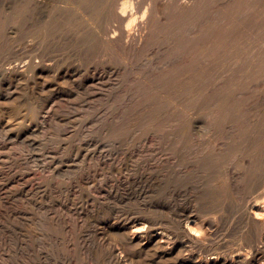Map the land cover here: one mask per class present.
I'll return each mask as SVG.
<instances>
[{
    "label": "rangeland",
    "instance_id": "1",
    "mask_svg": "<svg viewBox=\"0 0 264 264\" xmlns=\"http://www.w3.org/2000/svg\"><path fill=\"white\" fill-rule=\"evenodd\" d=\"M100 1L27 0L29 12L24 15L21 12V7L25 4L23 0H0V264H93L94 261L96 262L95 259L98 261L97 264L99 261V264H104L108 259L110 262L105 264H112L109 258L110 251L116 248L118 250L121 248L120 251L129 258V261L134 260L132 262H137L136 264L138 262L142 264L143 261V264L145 262V264H194L191 257L196 259L199 256H210L216 254L217 251L219 253L227 252L225 256L232 255L237 251V245L238 251L247 250L257 243L258 238V231L252 225V221L247 216L243 203H241L242 188L250 179L248 177L246 179V176L244 178V175L243 180L239 179L240 185L237 186L241 188L240 191L235 189L233 183L230 185L228 182L227 184L224 178H220L217 182L218 188L213 193L208 192L207 194L204 189L201 191L202 193H194L196 192L193 190L195 183L192 182L191 178H188L189 176L185 177L181 183L174 177L167 176V165H164L167 164L164 128L169 115H172V121L174 119L176 123L178 122L176 114H171V112L181 100V89L185 84L183 82L192 75L186 73L184 68H188L187 65H190L193 59H197L203 43L209 42L210 45L213 43L210 41L213 40L216 31H211L210 26L211 29L220 30L223 27H232L233 25V28L230 27L231 39L227 47L231 51H236L239 48V51H236L237 54L233 51V56L230 50L224 51L225 47H219L220 50L217 48L219 57H216L218 53L213 52L214 54L210 55L211 58L214 56L215 59L228 58L230 55V58L236 56L243 58L242 55L244 54H247L244 57L247 58L248 55H251L245 59L246 62H244V58L241 61L246 64L245 68H247L250 63L252 64L250 57L254 59L256 52L255 55L260 53L259 57H261L264 53V44H262L264 43L262 35L264 32V14L261 13L264 10L261 7L264 1L262 3L257 0L262 3L259 5L256 0H252V2L251 0H230V2L226 0H194L196 2L193 4L181 7L184 9V13H182V9L170 6L169 10L166 11L167 9L163 7L160 0H140L146 1L145 3L151 2L153 7H158L155 8L160 13L156 14V17L154 16L158 23L154 22L153 17L150 22L151 26L148 25L147 27L149 30L146 33V38L148 36L149 47L129 53L121 52L122 50L107 45L99 37L100 29L106 25V15L99 11L105 0ZM108 1L117 4L123 0ZM210 1L213 2L210 3ZM157 2L160 3L157 4ZM204 6L205 8H203ZM256 6L259 7L256 8ZM239 7L241 13L237 17L235 15ZM248 8L249 11H247ZM250 8L254 10L251 11ZM214 9L215 11H213ZM178 10L181 12L180 14ZM173 11L177 12L175 15L177 14L179 18L177 15H173ZM260 13L263 14V18L259 15ZM252 14L258 15L262 20L259 21L260 19ZM234 16L235 18H233ZM170 17L171 19H169ZM248 18L256 22L252 23L251 19L248 20ZM173 19L175 21H172ZM179 19H182V23L179 22ZM222 19L225 21L223 22ZM233 20L236 21L233 22ZM249 21L257 28L252 27ZM220 22L223 27H221ZM240 25L244 26L241 27ZM203 26L208 27L209 30ZM239 26L244 33L239 29ZM191 27L195 29L204 28L201 33L206 31L209 34L208 38L205 33L202 38L200 33L196 36L188 35V30ZM247 28H251L249 31L255 36L247 32L245 30ZM236 29L242 34L240 32L238 34ZM234 30L235 33H233ZM181 32H184L185 36L182 37L184 33ZM243 34L246 36L244 35V37ZM248 34L252 35L254 39ZM239 36L241 38L243 36L242 40ZM191 37L195 38L196 42ZM232 37L235 40L237 38L236 42ZM188 38L192 39L191 42L194 45L187 42ZM209 38H211L210 41H208ZM256 39L263 41L260 40L258 43ZM247 41L250 43L248 44ZM153 43L156 44L153 45ZM242 43L246 45H242ZM260 44L263 46L261 45V47ZM234 46L235 49H232ZM192 48L199 49L192 51ZM188 49L190 51H185ZM210 56L202 54L200 57L203 59L199 56L198 59L204 60L205 57ZM211 58L210 60H212ZM260 60L264 62V54ZM262 61L260 66L263 70L261 71L260 66H258L259 70L256 68L245 73L247 77L243 74H237L238 76L234 75V77L225 76L222 80L229 78L225 79V82L229 86L232 85V90L230 87L229 89L233 92L228 89L227 95L235 94L230 96L231 105L233 106L234 103L233 108L230 105L232 110L228 109L231 112L229 113L230 121H233L232 124H234L237 121L235 118L243 115H245L243 117L245 121L259 117V119L252 121L261 129L255 126L252 121V123H246H249L250 128L253 127L254 129L253 131L250 130L249 134L255 135L261 132V136L258 134L257 139L260 137L258 140L262 141L261 144L264 145V122H262L264 119V111H262L264 110L262 107L264 106V77L259 76L262 71L261 74L264 75V63ZM22 63L26 64L24 67L26 69L23 71L19 67L22 66ZM185 63L187 64L185 65ZM18 64L19 66H17ZM240 65L242 64L240 63ZM175 66L176 68H174ZM170 68L172 69L170 70ZM175 69L177 71L174 73L173 70ZM173 73L174 75H172ZM253 74L258 75L259 78ZM248 76L253 77L249 78ZM261 77L263 83L260 82ZM166 79L168 80L167 84H165ZM178 80L182 82L178 84ZM242 81L245 84H252L253 81L252 85H246V87H250L248 89L250 92L244 91L247 88L245 89ZM187 82L189 83L191 80ZM191 86L190 84L189 87ZM239 87L241 90L244 88L243 92L240 91ZM255 90L259 93L256 94ZM237 98L239 100H236ZM232 99L234 100L232 101ZM258 100L262 102L259 103ZM235 101L239 102L235 104ZM245 106L246 108H244ZM236 107H240V112H242L235 111ZM252 113L254 114L252 115ZM258 140L253 143L252 147H249V151L245 155H250L249 157L252 158L256 154V145L260 144ZM113 144L115 148H112ZM234 160L233 163L238 162ZM175 168L176 163L174 162L170 169ZM170 179L171 184L169 186L168 181ZM244 182L246 184L243 185ZM250 183L248 182V185ZM16 186L20 188L17 189ZM171 186L173 188L168 189ZM6 188L7 190H4ZM219 188L221 189L219 190ZM259 188L254 190L256 191L255 195L253 191L254 198L251 196L252 200L255 197L261 199L259 193L262 188ZM169 193L171 194L169 195ZM217 196L218 199H216ZM192 197L193 200H191ZM186 200L187 202H185ZM234 200L241 204L235 205L237 201ZM223 201L226 202L224 207L227 206V208L225 209ZM176 203H179V206ZM228 207H233V209ZM200 209L202 211L208 209L207 212L201 213L202 216H212L213 218L215 216L216 218H214L215 221L212 219L215 224H212L211 233L208 235L210 238L208 237L209 240L205 242L206 245H203L204 249L203 246L194 247L189 244L188 246L192 248H188L189 252L185 250L180 253L178 249L167 252L155 243L151 244L152 247H145L131 242L130 232L133 227L142 224L147 225L148 227H145L149 228L153 232L152 234L173 230L177 232L178 223L176 220L181 214L191 212V210L199 212ZM215 210L217 211L215 212ZM224 215H228L226 219H224ZM221 217L223 220L219 219ZM243 217H245L244 220ZM216 225L218 228H215ZM101 231L103 232L100 233ZM125 236H128V239ZM255 237L256 240L254 241ZM109 242L110 246L108 245ZM242 242H244L243 245ZM101 243L102 245H99ZM261 244L263 250H260L261 257L257 260L264 262V242ZM239 245L241 246L239 247ZM157 249L158 252H156ZM95 251L99 252V257H102L95 256L97 254ZM106 251L109 253L107 254ZM186 252H191L194 255L185 254ZM177 255H181V258H178ZM259 261L258 264L263 263Z\"/></svg>",
    "mask_w": 264,
    "mask_h": 264
},
{
    "label": "bare ground",
    "instance_id": "2",
    "mask_svg": "<svg viewBox=\"0 0 264 264\" xmlns=\"http://www.w3.org/2000/svg\"><path fill=\"white\" fill-rule=\"evenodd\" d=\"M24 2H25V4L21 7V12L25 15V14H28V12H29V5H28V2H27V0H23ZM34 1V0H33ZM102 1V0H101ZM100 1V2H101ZM118 1V0H117ZM148 1V0H147ZM206 1H208V0H206ZM226 1H229L230 2V0H226ZM243 1H245V0H243ZM248 1H250V0H248ZM257 1V0H256ZM262 3H263V1L264 0H260ZM146 1H140V0H138V1H134V0H123L121 3L119 2V3H117V4H112V3H114V2H112V3H109V1L108 0H105L104 2H103V4H102V6H101V10H99L100 12L102 11V13H104L105 15H106V25L103 27V28H101L100 29V32H99V37L107 44V45H109V46H114V47H116V48H118V49H120V50H122L121 52H132V51H140V50H144V49H147V46H148V43H149V41L147 40L148 39V36H147V38H146V33H148V30L149 29H147V27H148V25L149 26H151L150 25V22H151V20H153L152 18L155 16L156 17V14H159L160 12H159V10L158 9H156V8H158V7H153V4L150 2V3H145ZM153 2V1H152ZM160 2L163 4V7H165L167 10L166 11H168L169 9V6L170 7H174V8H176V9H182L181 7H187V6H189V4H193V2H196V1H194V0H160ZM160 2H157V4L158 3H160ZM211 2H213V1H210V3ZM251 2H252V0H251ZM258 2V1H257ZM257 2H255V3H257ZM156 3V1L154 2V4ZM207 3V2H206ZM240 3V2H239ZM243 3H245V2H243ZM250 3V2H249ZM259 3V5L260 4H262V3H260V2H258ZM156 4V5H157ZM213 4V3H212ZM246 4H247V2H246ZM264 4V3H263ZM263 4H262V9L264 8V6H263ZM205 5V4H204ZM225 5V4H224ZM230 5H231V3H230ZM255 5V4H254ZM253 5V6H254ZM241 6H243V5H241ZM244 6H246V5H244ZM98 7V6H97ZM161 7H162V5H161ZM207 7H208V4H207ZM206 7V8H207ZM219 7V6H218ZM222 7V6H221ZM226 7V6H225ZM227 7H228V5H227ZM248 7H249V5H248ZM257 7H259V6H256V8ZM164 8V9H165ZM173 8V9H174ZM203 8H205V6L203 7ZM233 8V7H232ZM253 8H255V7H253ZM97 9V8H96ZM154 9V10H153ZM172 9V8H171ZM219 9V8H218ZM236 9V8H235ZM241 9H242V7H241ZM245 9H247L246 7H245ZM245 9H243V10H245ZM251 9V8H250ZM261 9V10H262ZM183 10L184 9H182V13H184L183 12ZM186 10V9H185ZM212 10V9H211ZM221 10V9H220ZM223 10H226V9H223ZM239 10H240V7H239ZM238 10V12H237V14L235 15V16H239L240 14L239 13H241V10L239 11ZM254 10V9H253ZM252 9H251V11H253ZM260 10V9H259ZM260 10V11H261ZM95 11V10H94ZM98 11V10H97ZM99 11L97 12V13H99ZM202 11V10H201ZM203 11H205V10H203ZM213 11H215V9L213 10ZM247 11H249V8H248V10ZM257 11H258V9H257ZM259 11V12H260ZM264 11V10H263ZM261 12V13H263L264 14V12ZM162 12H165L164 10H162ZM171 12V11H170ZM178 12H179V10H178ZM225 12V11H224ZM227 12H229V11H227ZM92 13V12H91ZM173 13V15H175V13H177V12H172ZM181 12H179V14H180ZM204 14H205V12H203ZM221 13H222V11H221ZM230 13H233V12H230ZM242 13H243V11H242ZM253 13V12H252ZM261 13L259 14V15H261ZM96 14V13H95ZM163 14H165V13H163ZM247 14H249V13H247ZM258 14V13H257ZM262 14V15H263ZM177 15V14H176ZM175 15V16H176ZM201 15V14H200ZM218 15V14H217ZM220 15V14H219ZM218 15V16H219ZM242 15V14H241ZM243 15H244V13H243ZM253 16H255L256 14H252ZM261 15V16H262ZM159 16V15H158ZM175 16H174V18H175ZM179 16H182V15H179ZM209 16V15H208ZM214 16V15H213ZM213 16H211L212 17V19H213ZM227 16H229V15H227ZM226 16V17H227ZM233 16V15H232ZM235 16L233 17V18H235ZM246 16V15H245ZM244 16V17H245ZM252 16V17H253ZM264 16V15H263ZM263 16H262V18H263ZM91 17V16H90ZM93 17V16H92ZM155 17H154V22L157 20V18L155 19ZM169 17V16H168ZM205 17V16H204ZM224 17V16H223ZM231 17V16H230ZM251 17V18H252ZM255 17H257V18H259V16L258 15H256ZM22 18V17H21ZM159 18V17H158ZM177 18H179L178 17V15H177ZM214 18H216V17H214ZM232 18V19H233ZM241 18H242V16H241ZM250 18V19H251ZM254 18V17H253ZM261 18V17H260ZM259 18V19H260ZM23 19V18H22ZM92 19V18H91ZM169 19H171V17L169 18ZM176 19V18H175ZM237 19V18H236ZM245 19H247V18H245ZM249 18H248V20H250ZM180 21V23H182L181 22V20L182 19H179ZM205 20V19H204ZM214 20V19H213ZM228 21H230L229 19H227ZM247 20V21H248ZM253 19H251L250 21H252ZM262 19H260L259 21H261ZM170 21V20H169ZM172 21H175L174 19L172 20ZM177 21V20H176ZM216 21H218V20H216ZM222 21H223V19H222ZM225 21V20H224ZM223 21V22H224ZM236 21V20H235ZM234 20H233V22H235ZM239 21V20H238ZM242 21H243V19H242ZM250 21H249V23H250ZM157 22V21H156ZM178 22V21H177ZM203 22V21H202ZM206 22V21H205ZM240 22V21H239ZM238 22V23H239ZM256 21H252V23H255ZM258 22V21H257ZM91 23V22H90ZM158 23V22H157ZM160 23V22H159ZM176 23V22H175ZM221 23V22H220ZM252 23H250V24H252ZM200 24H201V22H200ZM210 24V23H209ZM209 24H207V25H209ZM212 24V23H211ZM210 24V25H211ZM216 24V23H215ZM237 24V23H236ZM245 24V23H244ZM247 24V23H246ZM249 24V25H250ZM258 24H260L259 22H258ZM257 24V25H258ZM91 25V24H90ZM152 25H153V22H152ZM155 25H157V24H155ZM173 25H175V24H173ZM180 25V24H179ZM203 25V24H202ZM206 25V26H207ZM221 25V27H223L222 26V23L220 24ZM224 25H225V23H224ZM228 25H232V24H228ZM239 25V24H238ZM254 24H252V27H256L257 28V26H253ZM158 26V25H157ZM214 26H216V25H214ZM227 26V25H226ZM235 26V25H234ZM241 27H243L242 25H240ZM240 26H239V29H241L240 28ZM248 26V25H247ZM263 26H264V22H263ZM155 27V26H154ZM167 27V26H166ZM199 27V26H198ZM200 27H202V26H200ZM204 28H205V26H203ZM219 27V26H218ZM229 27V28H228ZM228 27H223L222 29H218V30H214V29H211V26H210V30L212 31L213 30V32L214 31H216V33L214 34V38H213V40H211V38H209V40L208 41H210V42H213L211 45L209 44V42H207V43H203L202 44V47L200 48L201 49V51H200V55H198L199 57L203 54V55H208V56H210L211 54H214V53H218V51L220 50V48H222V47H225V50L224 51H228V50H230V52H232V54H233V56H234V53H236L237 54V52L236 51H239V48L236 50V51H234V53H233V51H231V49H229L227 46L229 45L228 43H229V40L231 39L230 38V27L231 26H228ZM262 27V26H261ZM261 27H259V28H261ZM203 28V29H204ZM208 27H206L205 29H207ZM216 28V27H215ZM231 28H233V25H232V27ZM246 28V27H245ZM255 28V29H256ZM147 29V30H146ZM169 29H172L171 27H169ZM203 29H201V28H190L189 30H188V35H192V36H196V34H198V33H200L201 34V38L203 37L202 35L205 33V34H207L206 33V31L202 34L201 32L203 31ZM238 29V30H239ZM251 28H247V29H245L247 32H249L250 33V30ZM255 29H253L254 31L253 32H255ZM208 30H209V28H208ZM207 30V31H208ZM233 30V29H232ZM242 30V29H241ZM244 30V31H245ZM262 30V29H261ZM160 31H161V29H160ZM245 31V32H246ZM209 32V31H208ZM236 32L239 34V32L240 31H237V29H236ZM251 32H252V30H251ZM258 32H260V31H258ZM155 33V32H154ZM182 33V32H181ZM184 33V32H183ZM182 33V34H183ZM210 33V32H209ZM232 33V32H231ZM233 33H235V30L233 31ZM242 33H244L243 32V30H242ZM241 32H240V34H242ZM153 34V33H152ZM151 34V35H152ZM187 34V33H186ZM237 34V35H238ZM250 34H253V36H255V34L254 33H250ZM250 34H248V35H250ZM256 34H258V33H256ZM181 35V34H180ZM199 35V34H198ZM245 34H243V36H244ZM263 38H264V32H263ZM261 35V36H262ZM154 36V35H153ZM183 36H185V33H184V35H182V37ZM187 36V35H186ZM204 36H206V35H204ZM208 36H209V34H207V38H208ZM236 36V35H235ZM243 36H242V38H243ZM246 36V35H245ZM244 36V37H245ZM250 36H252V35H250ZM250 36H248V37H250ZM252 36V37H253ZM260 36V35H259ZM260 36V37H261ZM155 37H156V35H155ZM182 37H180V38H182ZM240 38H241V36H239ZM238 37V38H239ZM259 37V38H260ZM151 38V37H150ZM192 38V37H191ZM239 38V39H240ZM242 38L240 39V40H242ZM256 38H258V37H256ZM157 39V38H156ZM155 39V40H156ZM189 39V38H188ZM193 39V38H192ZM191 39V40H192ZM200 39V38H199ZM206 39V38H205ZM232 39H233V37H232ZM238 39V40H239ZM246 39V38H245ZM253 39H254V37H253ZM150 40V39H149ZM154 40V41H155ZM191 40L189 39V40H187V42H191ZM195 42H196V39L194 38L193 39ZM233 40H235V39H233ZM236 40H237V38H236ZM236 40H235V42H236ZM257 41H258V43H259V41L261 40H258V39H256ZM264 40V39H263ZM263 40H261V41H263ZM181 41V40H180ZM251 41V40H250ZM185 42V41H184ZM197 42H198V39H197ZM231 42H233L234 43V41H232L231 40ZM230 42V43H231ZM150 43H152V42H150ZM193 42H191V44H192ZM239 43V42H238ZM247 43H248V41H247ZM250 43V42H249ZM248 43V44H249ZM253 43H255V41H253ZM261 43V42H260ZM154 44H156V43H153V45ZM187 44V43H186ZM195 44H198V43H195ZM236 44V43H235ZM235 44H233V45H235ZM246 45L245 43H242V45ZM252 44V43H251ZM256 44H257V42H256ZM262 44H264V43H262ZM262 44H260V46L262 45ZM193 45H194V43H193ZM210 45V46H209ZM259 45V44H258ZM152 46V45H151ZM185 46V45H184ZM189 46H190V44H189ZM189 46H186L187 48L189 47ZM198 47H199V45H197ZM238 46V45H237ZM241 46V45H240ZM263 46V45H262ZM261 46V47H262ZM149 47V46H148ZM183 47V46H182ZM193 47V46H192ZM220 47V48H219ZM251 47V46H250ZM255 47V46H254ZM184 49H186L185 47H183ZM217 48H219V50L217 49ZM231 48V47H230ZM247 48V47H246ZM246 48H244V49H246ZM252 48V47H251ZM109 49V48H108ZM180 49V48H179ZM193 49V48H192ZM194 49H199V48H194ZM194 49L192 50V51H194ZM217 49V50H216ZM228 49V50H227ZM232 49H235V46L234 47H232ZM241 49H243V48H241ZM240 49V50H241ZM248 49V48H247ZM246 49V50H247ZM180 50H182V49H180ZM222 50V49H221ZM245 50V51H246ZM252 50V49H251ZM255 50V49H254ZM259 50H261L260 48H259ZM263 50V49H262ZM109 51V50H108ZM114 51V50H113ZM185 51H190L189 49L188 50H185ZM197 51V50H196ZM195 51V52H196ZM217 51V52H216ZM223 51V52H224ZM258 51V50H257ZM214 52V53H213ZM242 52V51H241ZM240 52V53H241ZM243 52H244V50H243ZM250 52V51H249ZM252 52V51H251ZM259 52V51H258ZM190 54H191V52H189ZM197 53V52H196ZM222 53V52H221ZM220 53V54H221ZM224 53H226L227 54V52H224ZM239 53V55H241ZM246 53V52H245ZM257 53V52H256ZM255 53V54H256ZM127 54V53H126ZM197 54H199V53H197ZM226 54L224 55V56H226ZM250 54V53H249ZM252 54V53H251ZM254 54V59L253 58H251L250 57V59H252V64L250 63V65H248V67L247 68H245L246 67V64H243V62H241V61H243L242 59L247 55V54H244V55H242V56H244L243 58H239L238 56H236V57H233V58H230L231 57V55H230V57H226V58H224V57H222L221 55H220V57H222V58H211V56L210 57H208V58H206L205 57V59L204 60H199L198 59V56H197V61L195 60V59H193L192 57H191V59H193V61L191 62V64L190 65H187V67L188 68H184V71L186 72V73H191L192 75L191 76H189L186 80H185V82H183V86H182V88L183 89H181V91H182V97H181V100H180V102L179 103H177V107L171 112V114H176V117L178 118V122L176 123L175 121H174V119H173V121L176 123L175 125H174V122L172 121V118L173 117H171L170 115L167 117V120L165 121L166 122V124L163 122V124H165V132H164V138H165V143L164 144H166V150H167V154H165L166 156V158H167V164H164V165H167V176L169 175V177L170 178H173L174 177V179L175 180H177V181H179L180 183H181V181L185 178V177H187V176H189L188 178H191L193 181V183H195L194 184V186H193V190L194 191H196V192H194V193H199V192H201L203 189H204V191H205V193H207L208 194V192L210 193V192H214L217 188H218V184H217V182H218V180L220 179V178H224L227 182V184H228V182H229V184L231 185L232 183L235 185V189H237V191H240L241 190V188L239 187V186H237L240 182V178H241V180H243L244 178H245V176H246V179H250V181H248V182H251L249 185H248V182H247V184L244 182L243 183V185L244 184H246L242 189V202L241 203H243V207L245 208L244 210H246V214H247V216L251 219V221H252V225L255 227V229H257V233H258V238H257V243L255 244V245H252V246H250L249 244V242H247V243H249L248 245L250 246L247 250H239L238 251V245H237V251L234 253V254H232V255H227V256H225L226 254L225 253H227V252H225V253H223V251L221 252V253H223L224 254V256H223V254L221 255V253H219L218 251H217V253L216 254H214V255H210V256H199V257H197L196 259L195 258H193V257H191V260H192V262L194 263V264H247V263H249V264H258L257 262L259 261V260H257V259H259V257H261V255H260V252L263 250V249H261V243H263L264 242V145H263V143L261 144V142L262 141H259L260 140V137L257 139V137H258V134H260V136H261V132L260 133H256V132H254V133H256L255 135H251V134H249V132H250V130H254L253 129V127H251L250 128V125H249V123L252 121V120H254V119H252V120H250V121H245V120H243L244 118V116L245 115H243V116H240L239 117V115H238V117L239 118H235V117H233V118H235L237 121L234 123V124H232L233 123V121H230V116H229V113H231L230 112V110H232V109H230L231 107H230V105H231V95H235V94H231L230 96L229 95H227V93L229 92L228 91V89H229V87H230V89H231V86L232 85H230L229 86V84H227V82H225V79L224 80H222L225 76H232V77H234V75H237V74H243V76L245 75V73H249L250 71H252L253 69H256V68H258V70L260 69V71L261 70H263V68H262V66H260V64H261V61L262 60H260L261 58H262V55L264 54V53H262V55H261V57H259L260 55V53L259 54H257V55H255ZM180 55V54H179ZM182 55H184V54H182ZM186 55H188V54H186ZM191 55H193V54H191ZM190 55V56H191ZM194 55H196V54H194ZM218 56H216V57H219V53L217 54ZM189 56V55H188ZM188 56H186L187 58H188ZM249 56H251V55H248V57ZM253 56V55H252ZM193 57H195L196 58V56H193ZM247 57V58H248ZM200 58H202V57H200ZM210 58L212 59V60H210ZM247 58H244V62H246L245 61V59H247ZM182 59V58H181ZM203 59V58H202ZM249 59V60H250ZM196 61V62H195ZM248 61V60H247ZM251 61V60H250ZM25 62H28V61H25ZM190 62V61H189ZM188 62V63H189ZM195 62V63H194ZM263 62V61H262ZM197 63V64H196ZM240 63L242 64V65H240ZM264 63V62H263ZM183 64V63H182ZM187 63H185V65H186ZM196 64V65H195ZM248 64V63H247ZM25 65L26 64H23L22 63V66H19V64L17 65V66H19V67H21V69H22V71L24 70V69H26V68H24L25 67ZM195 65V66H194ZM178 66V65H177ZM181 66H183V65H181ZM258 66H260V68L258 67ZM184 67V66H183ZM263 67H264V65H263ZM174 68H176V66L174 67ZM178 68V67H177ZM172 68H170V70H171ZM169 71V70H168ZM174 71V73H175V71H177L176 69L175 70H173ZM172 71V72H173ZM113 72V71H112ZM171 72V73H172ZM182 72V71H181ZM256 72H257V70H256ZM263 72V71H262ZM262 72H260V75L259 76H262V77H264V75L263 74H261ZM114 73V72H113ZM174 73L172 74V75H174ZM259 73V72H258ZM166 74V73H165ZM176 74H177V72H176ZM184 74V73H183ZM187 74V75H188ZM252 74V73H251ZM190 75V74H189ZM253 75H255V74H253ZM176 76V75H175ZM179 76V75H178ZM177 76V77H178ZM238 76V75H237ZM236 76V77H237ZM246 77H247V74L245 75ZM256 76V75H255ZM258 76V75H257ZM256 76V77H257ZM259 76H258V78H259ZM110 77V76H109ZM164 77V76H163ZM167 77H168V75H167ZM249 78L250 77H253V76H248ZM256 77H254V78H256ZM262 77L260 78L261 79V81L260 82H262ZM165 78V77H164ZM163 78V79H164ZM183 78H184V76H183ZM183 78H181V79H183ZM239 78V77H238ZM245 78V77H244ZM104 79V78H103ZM227 79H229V78H227ZM226 79V80H227ZM231 79V78H230ZM165 80V79H164ZM163 80V81H164ZM167 80V79H166ZM172 80V79H171ZM180 80V79H179ZM178 80V81H179ZM191 80V82H187V81H190ZM234 80V79H233ZM236 80V79H235ZM247 80V79H246ZM255 80H259V79H255ZM244 81V80H243ZM242 81V83H244V82H247V81H244L243 82ZM161 82V81H160ZM167 82H168V80L167 81H165V84H167ZM182 82V81H181ZM180 81H179V83L178 84H180L181 83ZM229 82H231V80H229ZM233 82H235V81H233ZM232 82V83H233ZM239 82V81H238ZM263 82H264V79H263ZM262 82V83H263ZM188 83V84H187ZM248 83V82H247ZM250 83V82H249ZM252 84H253V81L251 82ZM257 83V82H256ZM261 83V84H262ZM174 84V83H173ZM176 84V83H175ZM174 84V85H175ZM192 85L191 87H189V85ZM231 84V83H230ZM235 84V83H234ZM252 84H245L244 83V86H245V89L247 88V90H244V91H247V92H250L248 89L250 88H248V87H246V85L248 86H250V85H252ZM255 84V83H254ZM258 84H259V82H258ZM260 84V85H261ZM240 85H241V82H240ZM264 85V84H263ZM158 86H160V85H158ZM161 86H162V84H161ZM181 86V85H180ZM238 86V85H237ZM255 86H256V84H255ZM258 86V85H257ZM153 87V86H152ZM156 87V86H155ZM169 87V86H168ZM176 87V86H175ZM236 87V86H235ZM170 88H172L171 87V85H170ZM174 88V87H173ZM233 89H234V87H232ZM253 88V87H252ZM264 88V87H263ZM178 89H180V88H178ZM229 89V90H230ZM239 89H240V87H239ZM244 89V88H243ZM242 89V90H243ZM232 90V89H231ZM230 90V92H233V91H231ZM241 89H240V91H242ZM262 90V89H261ZM260 90V91H261ZM161 91V90H160ZM256 91V90H255ZM162 92V91H161ZM238 92V91H237ZM243 92V91H242ZM262 92V91H261ZM159 93V92H158ZM236 93V92H235ZM257 93H259V91L257 92L256 91V94ZM230 94V93H229ZM239 94V93H238ZM243 94V93H242ZM255 94V93H254ZM254 94H253V96H254ZM180 95V96H181ZM237 95V94H236ZM261 95V94H260ZM264 96V95H263ZM239 97H243V96H239ZM254 97H256V96H254ZM259 97V96H258ZM261 97V96H260ZM245 98V97H244ZM253 98V97H252ZM150 99H152V98H150ZM180 99V98H179ZM178 99V100H179ZM235 99V98H234ZM234 99H232V101L234 100ZM236 100H239L238 98L236 99ZM261 100H262V98H261ZM242 101V100H241ZM246 101V100H245ZM248 101V100H247ZM256 101H257V99H256ZM237 102H239V101H237ZM236 101H235V104L237 103ZM243 102V101H242ZM258 102H259V100H258ZM260 102H262V101H260ZM259 102V103H260ZM241 103V102H240ZM239 103V104H240ZM247 103V102H246ZM259 103H258V105H259ZM179 104V105H178ZM242 104V103H241ZM257 105V106H258ZM264 105V104H263ZM232 106V105H231ZM233 106H234V103H233ZM233 106H232V108H233ZM237 106V105H236ZM255 106V105H254ZM229 107V108H228ZM262 107H264V106H262ZM235 108V107H234ZM237 109L235 110V111H238V112H240V107H236ZM244 108H246V106L244 107ZM251 108H252V106H251ZM255 108V107H254ZM228 109H230V110H228ZM260 109V108H259ZM258 109V110H259ZM248 110V109H247ZM257 110V109H256ZM262 110V109H261ZM229 111V112H228ZM262 111H264V110H262ZM242 112V111H241ZM240 112V113H241ZM254 112H255V110H254ZM257 112V111H256ZM261 112V111H260ZM168 114H169V112H167ZM167 113H166V115H167ZM245 113H246V111H245ZM174 114V115H175ZM205 114V115H204ZM236 114H238V113H236ZM235 114V115H236ZM254 113H252V115H253ZM259 115H260V113H258ZM263 114H264V112H263ZM241 115V114H240ZM247 115V114H246ZM263 116V115H262ZM261 116V117H262ZM237 117V116H236ZM246 117H249V116H246ZM245 117V119H247ZM250 118V117H249ZM251 119V118H250ZM256 119H259V117L257 118L256 117ZM255 119V120H256ZM175 120H177V119H175ZM232 120V119H231ZM248 120V119H247ZM254 120V121H255ZM258 121V120H257ZM262 121V120H261ZM246 122H249V123H246ZM253 122V121H252ZM251 122V123H252ZM262 122H264V119H263V121ZM254 123V122H253ZM249 126H248V125ZM258 124V123H257ZM260 124V123H259ZM262 124V123H261ZM260 124V125H261ZM152 125V124H151ZM253 125V124H252ZM254 125H255V123H254ZM255 126H258L259 127V125H255ZM154 127V126H153ZM161 127H163V126H161ZM262 127V126H261ZM256 128V127H255ZM260 128V127H259ZM156 129H157V127H156ZM162 129V128H161ZM261 129V128H260ZM264 129V128H263ZM154 130H155V128H154ZM160 130V129H159ZM158 130V131H159ZM257 130V129H256ZM255 130V131H256ZM260 131V130H259ZM262 131V130H261ZM263 132H264V130H263ZM262 132V133H263ZM252 133V132H251ZM264 134V133H263ZM262 134V135H263ZM163 135V134H162ZM263 137V136H262ZM261 137V138H262ZM259 141V143L260 144H258V145H256L257 146V152H256V154H254V156L252 157V158H250L249 156L250 155H245L246 153H248L247 151H249V147H252V145H253V143H255L256 141ZM263 140V139H262ZM264 141V140H263ZM104 142V141H103ZM110 142V141H109ZM113 143V142H112ZM101 144V143H100ZM99 144V145H100ZM107 144V143H106ZM110 144H111V142H110ZM257 144V143H256ZM98 145V144H97ZM114 145V144H113ZM255 145V144H254ZM103 146V145H102ZM105 146V145H104ZM108 146V145H107ZM103 148H105V147H103ZM102 148V149H103ZM108 148H109V146H108ZM112 148H115V145L112 147ZM253 148H255V146H253ZM105 150V149H104ZM109 150V149H108ZM164 151H165V149H164ZM251 151H252V149H251ZM2 152V151H1ZM88 152V151H87ZM86 152V153H87ZM112 152V151H111ZM116 152V151H115ZM114 152V153H115ZM254 152V151H253ZM81 153V152H80ZM89 153V152H88ZM108 153V152H107ZM1 155V154H0ZM103 156V155H102ZM113 156V155H112ZM108 157V156H107ZM111 157V156H110ZM115 157V156H114ZM113 157V158H114ZM117 157V156H116ZM104 159H105V157H103ZM235 159V160H234ZM1 160V159H0ZM238 161L237 163H233L232 161ZM105 161V160H104ZM114 161V160H113ZM106 162V161H105ZM176 163V168L175 169H170L171 167H172V163ZM110 164H112L111 162H110ZM174 165V164H173ZM107 166H108V164H107ZM105 167V166H104ZM107 169V168H106ZM165 170H166V167H165ZM166 173V172H165ZM165 173H164V175H165ZM243 175H244V178H243ZM248 177V178H247ZM165 178V177H164ZM223 179V180H224ZM220 182V181H219ZM243 182V181H242ZM223 183V182H222ZM170 184H171V179L168 181V185L170 186ZM184 184V183H183ZM190 184V183H189ZM189 184H188V186H189ZM167 185V184H166ZM167 185V186H168ZM233 185V186H234ZM240 185V184H239ZM164 186H165V184H164ZM173 186V185H172ZM168 187V189L169 188H173V187ZM178 186V185H177ZM227 186V185H226ZM3 187V186H2ZM166 187V186H165ZM179 187V186H178ZM187 186L185 185V188H186ZM259 188V187H261L262 188V191H260V197H261V199H263V201H260L261 199H259V198H256L255 197V199H257V200H252L254 197H253V195H252V193H253V191L256 189V188ZM9 188V187H8ZM13 188H15V187H13ZM16 188L17 189H19L20 187H17L16 186ZM184 188V187H183ZM185 188H184V190H185ZM231 188H233V187H231ZM261 188H259V189H261ZM10 189V188H9ZM12 189V188H11ZM167 189V190H168ZM176 189V188H175ZM192 189V188H191ZM221 188H219V190H220ZM4 190H7V188L6 189H4ZM14 190V189H13ZM172 190V189H171ZM170 190V191H171ZM177 190H178V188H177ZM183 190V189H182ZM223 190L225 191V189H224V186H223ZM222 190V191H223ZM166 191V190H165ZM169 191V190H168ZM181 191V190H180ZM236 191V190H235ZM5 192V191H4ZM255 192L256 191H254V195H255ZM6 193V192H5ZM174 193V192H173ZM186 193H188L187 191H186ZM202 193V192H201ZM225 193V192H224ZM234 193V192H233ZM239 193V192H238ZM171 193H169V195H170ZM175 194V193H174ZM183 194V193H182ZM219 194V193H218ZM220 194H221V192H220ZM257 194V193H256ZM258 194V195H259ZM194 195V194H193ZM192 195V196H193ZM201 195V194H200ZM214 195H216V194H214ZM241 195V194H240ZM240 195H238V196H240ZM258 195H256L257 197H258ZM7 196V195H6ZM174 196V195H173ZM172 196V197H173ZM182 196H186V195H182ZM188 196V195H187ZM199 196V195H198ZM212 196H213V194H212ZM221 196H223V195H221ZM233 196H234V194H233ZM251 196L253 197V198H251ZM171 197V198H172ZM180 197V196H179ZM207 197V196H206ZM224 197V196H223ZM237 197V196H236ZM168 199H169V197H167ZM186 198V197H185ZM196 198H197V195H196ZM205 198V197H204ZM204 198H202V199H204ZM215 198V197H214ZM219 197L217 196L216 197V199H218ZM222 198V197H221ZM232 198H235V197H232ZM237 198H239V197H237ZM181 199H183V198H181ZM200 199V198H199ZM202 199H201V201H202ZM213 199V198H212ZM229 199V198H228ZM171 200V199H170ZM180 200V199H179ZM191 200H193V197L191 198ZM221 200H224V199H221ZM232 200V199H231ZM238 201H239V199H237ZM237 200H234L235 202L237 201ZM259 200V201H258ZM168 201V200H167ZM200 201V202H201ZM216 201V200H215ZM233 201V200H232ZM237 201V204L235 203V205H238L240 202H238ZM179 202V201H178ZM185 202H187V200L185 201ZM199 202V201H198ZM171 203V202H170ZM181 203H184V202H181ZM191 203V202H190ZM206 203V202H205ZM218 203H219V201H218ZM222 203V202H221ZM223 203H224V201H223ZM230 203V202H229ZM240 203V204H241ZM175 204V203H174ZM179 204V203H178ZM177 203H176V205H178ZM188 204V203H187ZM225 204H226V202L224 203V205H223V207L225 206ZM232 204V203H231ZM194 205V204H193ZM198 205V204H197ZM216 205V204H215ZM219 205H221V204H219ZM229 205V204H228ZM234 205V206H235ZM179 206V205H178ZM190 206V205H189ZM192 206V205H191ZM206 206V205H205ZM212 206V205H211ZM218 206V205H217ZM230 206H232V205H230ZM177 207V206H176ZM222 207V206H221ZM241 207V206H240ZM242 207V208H243ZM169 208V207H168ZM173 208V207H172ZM185 208H187V207H185ZM193 208V207H192ZM196 208V207H195ZM200 208V207H199ZM210 208V207H209ZM219 208H220V206H219ZM225 208H227V206L226 207H224V209ZM228 208H230V207H228ZM234 208H236V207H234ZM238 208V207H237ZM236 208V209H237ZM171 209V208H170ZM216 209V208H215ZM221 209H223V208H221ZM230 209H233V207L232 208H230ZM176 210H177V208H176ZM181 210H183V209H181ZM206 210H208V209H206ZM206 210H204V211H202V209H200V211L199 212H194L193 210H191V212H188V213H182L181 214V216L179 217V219L178 220H176L177 221V223H178V227H177V232H175L174 230V232L173 231H170V232H160V233H156V234H152L153 232L149 229V228H146L145 226H147V225H144V224H142V225H138V226H136V227H133V229H131V236H130V239H131V242L132 243H137V244H139V245H143V246H145V247H152L151 246V244H153V243H155V245H157V246H159V248L160 247H162L163 248V251H167V252H173L175 249H178V250H180V253H182L183 251H188L189 252V250H188V248L190 247V246H188L189 244L190 245H192V246H194V247H202L203 245H206L205 244V242L207 241V240H209V239H207L208 237L210 238V236H208V235H210V233H211V229H212V224L214 223L215 224V216H214V218L212 217V216H205V215H203V216H205V217H203L202 216V214L201 213H203V212H207ZM213 210V209H212ZM239 210H241V209H239ZM243 210V211H244ZM175 211V210H174ZM217 210H215V212H216ZM219 211H221V210H219ZM235 211V210H234ZM180 212V211H179ZM184 212V211H183ZM212 212V211H211ZM210 212V213H211ZM231 212V211H230ZM229 212V213H230ZM240 212V211H239ZM245 212V211H244ZM244 212H242V213H244ZM174 213V212H173ZM177 213V212H176ZM220 213V212H219ZM221 213H222V211H221ZM168 214H170V213H168ZM231 214V213H230ZM240 214V213H239ZM245 213H244V215H246ZM178 215H180V213H178ZM168 216V215H167ZM170 216V215H169ZM225 216V215H224ZM228 216V215H227ZM227 216H225V218L224 219H226V217ZM239 216H241V215H239ZM246 216V217H247ZM217 217H218V215H217ZM241 218V217H240ZM244 218L245 217H243V220H244ZM212 219H214V221L212 222ZM219 219H221V220H223L222 219V217L221 218H219ZM142 220V219H141ZM146 220V219H145ZM134 221V220H133ZM174 221V220H173ZM218 221V220H217ZM248 221H249V219H248ZM248 221H245V222H248ZM147 222V221H146ZM142 223H144V222H142ZM176 223V222H175ZM141 224V223H140ZM145 224H148V223H145ZM170 224V223H169ZM217 224H219V223H217ZM136 225V224H135ZM220 225V224H219ZM131 226V225H130ZM129 226V227H130ZM217 226V225H216ZM249 226V225H248ZM148 227V226H147ZM152 227V226H151ZM150 227V228H151ZM166 227V226H165ZM251 227V226H250ZM249 227V228H250ZM215 228H218V226L217 227H215ZM102 229V228H101ZM163 229V228H162ZM164 229H166V228H164ZM169 229V228H168ZM167 229V230H168ZM252 229H254V228H252ZM154 230V229H153ZM216 230H219V229H216ZM213 231H214V229H213ZM103 231H101L100 233H102ZM252 232V231H251ZM250 232V233H251ZM256 232V231H255ZM250 233H249V235H250ZM123 234H124V232H123ZM128 235H129V232H128ZM216 235V234H215ZM218 235H221V234H218ZM257 235V234H256ZM107 236V235H106ZM100 237V236H99ZM104 237H105V235H104ZM126 237V236H125ZM128 237V236H127ZM126 237V238H127ZM223 237V236H222ZM247 237V236H246ZM251 237V236H250ZM254 237V236H253ZM107 238V237H106ZM105 238V239H106ZM212 238H218V237H212ZM128 239V238H127ZM225 239V238H224ZM100 241H103V240H101V239H99ZM126 240V239H125ZM247 240V239H246ZM249 240H250V238H249ZM256 240V237H255V239H254V241ZM106 241V240H105ZM223 241V240H222ZM225 241V240H224ZM245 241V240H244ZM99 242V241H98ZM214 242V241H213ZM216 242H218V240H216ZM226 242V241H225ZM246 242V241H245ZM105 243V242H104ZM251 243H254V242H251ZM122 244V243H121ZM208 244V243H207ZM210 244H212L211 242H210ZM244 244V242H242V245ZM261 244V245H260ZM99 245H102V243L101 244H99ZM109 246H110V242H109V244H108ZM108 245H107V247H108ZM112 245V244H111ZM119 245V244H118ZM117 245V246H118ZM134 245V244H133ZM213 245V244H212ZM221 245V244H220ZM247 245V246H248ZM104 246V245H103ZM106 246V245H105ZM116 246V245H115ZM123 246H124V244H123ZM214 246V245H213ZM226 246V245H225ZM241 245H239V247H240ZM112 247V246H111ZM122 247V246H121ZM210 247V246H209ZM227 247V246H226ZM236 247V246H235ZM235 247H233V248H235ZM244 247V246H243ZM246 247V246H245ZM103 248V247H102ZM106 248V247H105ZM109 248V247H108ZM107 248V249H108ZM161 248V249H162ZM203 249H204V246L202 247ZM206 248V247H205ZM215 248V247H214ZM222 248H223V246H222ZM111 249V248H110ZM114 249V248H113ZM120 249L121 248H119V250L116 248V249H114V250H111L110 251V260H111V263L112 264H136V263H133L132 261H134V260H132L131 262L129 261V258L122 252V251H120ZM190 249H192L191 247H190ZM200 249V248H199ZM240 249V248H239ZM244 249V248H243ZM100 250V249H99ZM118 250V251H117ZM122 250V249H121ZM154 250V249H153ZM210 250V249H209ZM219 250H221L220 248H219ZM224 250V249H223ZM233 250V249H232ZM235 250V249H234ZM261 250V251H260ZM105 251V250H104ZM152 251V250H151ZM191 251V250H190ZM196 251H197V249H196ZM201 251H202V249H201ZM204 251V250H203ZM215 251H216V249H215ZM80 252V251H79ZM125 252V251H124ZM144 252V251H143ZM156 252H158V249H157V251ZM188 252H186L185 254H187ZM80 253H82V252H80ZM79 253V254H80ZM95 253H97L96 251H95ZM99 253V252H98ZM95 254V256L97 255H99V254ZM106 253H107V251H106ZM109 253V252H108ZM107 253V254H108ZM230 253V252H229ZM231 253H232V251H231ZM89 254V253H88ZM87 254V255H88ZM101 254V253H100ZM106 254V255H107ZM184 254V255H185ZM188 254H193V253H188ZM194 254H196L195 253V251H194ZM193 254V255H194ZM202 254V253H201ZM207 254H208V252H207ZM206 254V255H207ZM212 254V253H211ZM220 254V255H219ZM80 255H82V254H80ZM83 255H85V254H83ZM92 255V254H91ZM182 255V254H181ZM180 255V256H181ZM204 255V254H203ZM209 255V254H208ZM178 256V255H177ZM180 256H178V258L180 257ZM100 257H102V256H100ZM99 256H98V258H100ZM104 257H105V254H104ZM188 257V256H187ZM83 258V257H82ZM108 258V257H107ZM150 258V257H149ZM181 258V257H180ZM183 258H186V257H183ZM263 258H264V256H263ZM88 259H90L89 257H88ZM95 259V258H94ZM106 259V258H105ZM131 259V258H130ZM139 259V258H138ZM145 259H147V258H145ZM177 259V258H176ZM189 259V258H188ZM73 260V259H72ZM82 260H84V259H82ZM91 260V259H90ZM90 260H87V261H90ZM96 260V262L92 259V261H94L93 262V264H97V259H95ZM183 260V259H182ZM185 260V259H184ZM109 261V259L107 260V261H105V263L106 262H108ZM138 261V260H137ZM139 261H140V259H139ZM142 261V260H141ZM147 261V260H146ZM176 261V260H175ZM189 261V260H188ZM68 262V261H67ZM103 262H104V260H103ZM110 262V261H109ZM144 262V261H143ZM143 262H142V264H143ZM149 262V261H148ZM177 262V261H176ZM259 262H263V261H259ZM82 263H86V262H82ZM87 263H90V262H87ZM99 263H100V261H99ZM98 263V264H99ZM104 263V264H105ZM146 263V262H145ZM144 263V264H145ZM150 263V262H149ZM264 263V262H263ZM262 263V264H263ZM138 264H139V262H138ZM148 264V263H147ZM159 264V263H158ZM260 264V263H259Z\"/></svg>",
    "mask_w": 264,
    "mask_h": 264
}]
</instances>
